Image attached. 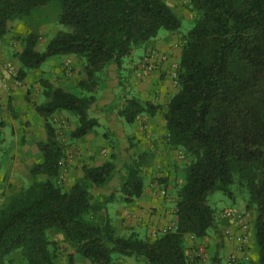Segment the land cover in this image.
Here are the masks:
<instances>
[{"label": "trees", "instance_id": "trees-1", "mask_svg": "<svg viewBox=\"0 0 264 264\" xmlns=\"http://www.w3.org/2000/svg\"><path fill=\"white\" fill-rule=\"evenodd\" d=\"M53 1L60 4L59 23L66 29L57 32L43 51L37 49V34L26 36L19 54L20 77L57 55L82 58L84 71L76 92L48 79L40 82L47 98L35 107L47 119V138L38 142L43 158L31 169V185L0 209V264H11L9 256L17 249L26 264H57L56 242L47 233L51 228L64 233L74 252L91 264H113L116 255L145 264H193L186 236L203 239L217 227L210 195L223 191L232 196L236 183L247 189V206L256 211L258 259L252 261L251 244L250 260L243 256L235 261L226 258L224 263L218 250L209 264H264V0H187L183 7L194 15L193 25L180 44L175 70L179 91L169 100L164 117L168 143L180 148L189 163L178 192L176 228L155 239L134 232L117 234L108 206L117 197L115 191L95 194L86 184H114L131 202L144 192L142 171L149 154L143 151L125 162L124 173L114 155L101 164L84 165L83 179L63 189L56 178L65 148L48 119L57 112H72L79 124L71 137L88 135L99 125L89 110L107 67L113 64L121 70L135 49L162 29L179 30L183 19L167 0H0V39L11 21ZM159 108L134 95L118 113L133 123ZM197 251L196 263L203 255Z\"/></svg>", "mask_w": 264, "mask_h": 264}, {"label": "rangeland", "instance_id": "rangeland-1", "mask_svg": "<svg viewBox=\"0 0 264 264\" xmlns=\"http://www.w3.org/2000/svg\"><path fill=\"white\" fill-rule=\"evenodd\" d=\"M182 4V7H184L185 2H182ZM60 13L61 8L59 2L53 1L45 7L35 9L26 17L11 21L8 33L5 37L0 39L6 44L5 47H8L6 52L9 54V60L6 61L7 65L3 64V70L6 72L5 80L8 84L11 82L17 84L16 88L9 87L4 103L0 101V194L6 195L5 188H7L9 192L16 190L15 188H19V191L17 190L12 194L1 208H3L12 197L31 185V169L43 158L38 147L39 141L34 135H30L29 133L31 127L34 128L37 136H40V129L45 127L46 130L47 119L40 115L35 109L36 105L47 100L44 95V87L40 83L41 80L48 79L55 85H61L70 91L76 92L77 83L84 71V60L82 58L76 55H57L48 58L39 68L31 70V73L27 75L29 77H20V62L19 65H16L18 62L16 59L19 60V54L25 47L24 39L30 33L37 34V49L43 51L49 40L57 32L66 29L64 25L59 23ZM179 13H181L180 15L183 19L182 27L170 35L176 38L178 44H181L183 36L193 25L194 15L188 11L184 12V8ZM169 33L170 31L162 29L158 36ZM142 47L143 46L135 49V51L140 50ZM109 70L111 69L108 66L106 71L102 74V86L100 90L109 84ZM123 73L125 72L123 71L121 75L117 77L119 85L116 86L118 88L116 96H120V99L126 94V85L128 83ZM119 86H122L120 90ZM13 89H19L18 91H20L21 99L19 100V104L16 102L13 95H11V92L14 91ZM18 107L19 109H17ZM98 110L95 104H93L89 112L91 115H95ZM48 121L57 129L59 138L65 148L64 164L56 178L58 185L63 189H69L76 182L83 179L81 174L84 173L82 169L84 165H94L110 158L111 153L107 149L122 146V152H117L115 154V160L121 168V173L125 172V162L131 161L136 154L141 152L139 150L140 145L138 144L140 141L136 142L135 138L129 135L125 136L123 140H120L116 132L111 133L110 131H105L103 132V136L100 137L102 133H99L98 129H95L97 138L93 142H90L87 137L80 139L72 138L71 132L79 124L78 117L72 112H57L50 116ZM150 145L149 148L146 149L149 156L142 171L145 183L152 184L153 182H157L158 185H163L161 189L168 188V185L171 184L169 177L164 175V172L158 165L163 150H160L157 144ZM106 150L109 152V156L103 155ZM91 151L96 153H91ZM184 159L189 162L187 156ZM180 178H184V172L182 170L180 174L175 175L173 180L175 186L174 198L175 196L178 198L179 189L183 185L179 182ZM86 184L91 192L95 194H107L115 191L117 197L113 202H117L119 205L125 204L124 196L116 185L111 184L96 187L90 184L89 181H87ZM248 197L247 189L238 183L232 185V196L225 194L223 191H216L210 195V204L214 208L216 219L218 218V225L216 228L210 229L209 234L203 239H196L191 235L186 236L187 252L189 256L191 255L190 259L193 264L196 263V261H194L196 255L193 254L201 247L203 248V255L200 256V262L202 264L211 263L218 250L221 260L224 263L226 262V258L230 253V248L225 242L222 234L223 232L220 228V215L227 209L250 210L255 214V209L247 206ZM113 202L109 203V205ZM115 227L119 235L128 236L133 233L131 232L128 234L124 231L126 229L130 231L131 228L128 225L126 226L123 221L122 224L116 225ZM47 233L49 238L56 242L55 255L57 264H71V254L73 255L72 264H91L88 259L74 252V247L68 242L64 233L54 228L49 229ZM137 234L139 236L141 235L140 233ZM142 237L155 239L150 236V233H143ZM195 246L198 247V249L193 251L194 248L196 249ZM252 253V261L255 262L258 259V249L255 241L253 242ZM24 262L26 264L25 259ZM137 262H139L137 264H145L143 261ZM113 264L131 263L121 255H116Z\"/></svg>", "mask_w": 264, "mask_h": 264}, {"label": "crops", "instance_id": "crops-1", "mask_svg": "<svg viewBox=\"0 0 264 264\" xmlns=\"http://www.w3.org/2000/svg\"><path fill=\"white\" fill-rule=\"evenodd\" d=\"M167 2L179 13L183 9L182 2L187 3V0H167ZM184 12L186 11L184 10ZM173 32L175 31H170L169 34L153 38L138 50L139 52L136 50L137 52L135 51L131 56L126 57L123 61L121 70H118L113 64L110 65L109 84L98 92L97 100L94 103L99 109L93 116L99 119V126L95 129H98L99 133H102L100 137L103 136V132L105 131H110L111 133L116 132L120 140H123L125 136L129 135L130 137H134L136 142L140 141L138 144L140 145L139 150L141 152L146 151L150 144H157L159 145V149L163 150L158 165L161 167L164 175L169 177L171 182L167 188L169 194L167 196H161L159 190L163 185H158L157 182H153L152 184L146 182L144 192L140 197L135 198L131 202L125 200L124 205H119L117 202H113L109 205V212L115 226L122 224L123 221L126 226L128 225L131 228L130 231L128 229L124 230L126 233H140L141 237L143 233H150L155 227L164 226L176 217L177 198L176 196L174 198L175 186L173 180L175 175L180 174L182 170L184 172V178H180L179 182L182 184L185 183L187 166L189 163L184 159L185 157L181 155L182 150L180 148L168 143V132L164 117L169 100L179 91V87L175 82V70L180 61L182 50L176 38L170 35ZM5 45L6 44L0 40V78L4 80L6 78V72L3 70V64L7 65L6 61L9 60V54L6 52L8 47H5ZM16 61H18L16 65H19V60L16 59ZM147 62H155L154 68L148 69L146 66ZM123 71L125 72L123 74H125V79H127L128 83L126 85V94L120 99V96H116L118 91L116 86L119 85L117 77H119ZM29 73L31 72L29 71ZM9 87L16 88L17 84L11 82L8 84L6 90L0 88V101L2 103L6 100ZM121 87L122 86H119V90ZM13 90L11 95H13L16 102L19 104V100L21 99L20 91H18L19 89ZM134 95L144 102L150 101L154 104H158L160 108L153 114L145 112L139 115L135 122L128 123L119 115L118 110L125 104L128 97ZM45 101L47 100L43 102ZM17 109H19V107ZM95 129L85 136L90 142H93L97 138ZM29 133L30 135H34L38 141L46 139L45 127L40 129V136L36 135L37 133L32 127ZM107 150L110 151L111 158L112 155L115 156L117 152H122V146H116L115 148ZM106 151L103 155L109 156V152ZM91 153L95 154L96 152L91 151ZM114 162L117 163L115 158ZM101 163L102 162H98L97 165ZM83 176L84 173L81 174V177ZM15 189L16 190L9 192V190L5 188L6 195L0 194V208L12 194L17 190L19 191V188ZM232 247L233 245L229 243L230 250ZM197 249L198 247H196V249L194 248L193 251ZM122 257L126 258L131 264L139 263L133 257ZM9 258L11 259V264H25L21 249L15 250L10 254ZM195 264L202 263L198 262Z\"/></svg>", "mask_w": 264, "mask_h": 264}, {"label": "built area", "instance_id": "built-area-1", "mask_svg": "<svg viewBox=\"0 0 264 264\" xmlns=\"http://www.w3.org/2000/svg\"><path fill=\"white\" fill-rule=\"evenodd\" d=\"M146 66L148 69H153L155 62H147ZM0 88L3 90L8 88V83L3 78H0ZM160 194L161 196H167L169 191L167 188H162ZM222 218L225 220L223 225L225 238L227 242L233 245L227 256V260L235 261L238 258L241 259L243 256L246 260H250L248 251L251 244L254 242L255 214L250 210L227 209L223 212ZM176 222L177 217L164 226L155 227L150 232V236L156 238L162 233L175 229ZM234 244H237L235 249ZM199 251L203 253V248H199L198 252Z\"/></svg>", "mask_w": 264, "mask_h": 264}]
</instances>
